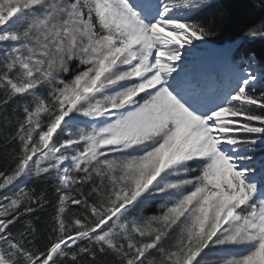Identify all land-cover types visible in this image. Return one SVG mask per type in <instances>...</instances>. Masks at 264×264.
Listing matches in <instances>:
<instances>
[{
  "label": "snow or ice",
  "instance_id": "snow-or-ice-1",
  "mask_svg": "<svg viewBox=\"0 0 264 264\" xmlns=\"http://www.w3.org/2000/svg\"><path fill=\"white\" fill-rule=\"evenodd\" d=\"M224 23L0 0V264H264V56L211 47Z\"/></svg>",
  "mask_w": 264,
  "mask_h": 264
},
{
  "label": "trees",
  "instance_id": "trees-1",
  "mask_svg": "<svg viewBox=\"0 0 264 264\" xmlns=\"http://www.w3.org/2000/svg\"><path fill=\"white\" fill-rule=\"evenodd\" d=\"M215 2L219 5V10L224 13L225 23L220 35L214 38V43L211 47H219L220 42L227 43L236 40L240 45L241 54L246 53L251 48L255 50L258 58L264 56V41L257 39L248 42L241 39L244 28L253 23H259L261 16L259 10L244 7V5L251 4L253 0H215ZM259 154L264 155V151H261ZM3 157V147L0 146V164L3 163Z\"/></svg>",
  "mask_w": 264,
  "mask_h": 264
},
{
  "label": "rangeland",
  "instance_id": "rangeland-1",
  "mask_svg": "<svg viewBox=\"0 0 264 264\" xmlns=\"http://www.w3.org/2000/svg\"><path fill=\"white\" fill-rule=\"evenodd\" d=\"M155 207H157V206L154 205L153 208H155Z\"/></svg>",
  "mask_w": 264,
  "mask_h": 264
}]
</instances>
